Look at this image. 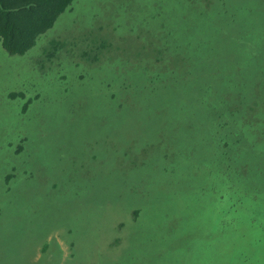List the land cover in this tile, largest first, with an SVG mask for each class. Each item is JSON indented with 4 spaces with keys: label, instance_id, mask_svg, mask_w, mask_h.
Returning a JSON list of instances; mask_svg holds the SVG:
<instances>
[{
    "label": "rangeland",
    "instance_id": "374dc122",
    "mask_svg": "<svg viewBox=\"0 0 264 264\" xmlns=\"http://www.w3.org/2000/svg\"><path fill=\"white\" fill-rule=\"evenodd\" d=\"M184 3L74 0L25 53L9 54L0 45V189L4 176L16 173L15 209L4 210L30 212L22 222L11 223L0 207V264H212L207 257L218 260L215 252L221 248L222 264H264V206L260 205L264 202L252 200L264 191L252 187L264 188V180L255 185L252 173L237 177L230 175L232 171L219 172L214 187L224 195L214 192L213 204L199 194L207 186L202 173L192 178L187 169L215 154L209 152L211 145L226 137L223 133L237 124L238 116V124L245 128L242 114L254 119L259 111L255 107L263 105L264 89L258 87L253 65L264 59V20L256 29V50H242L252 43L248 33L238 38L241 66L231 70L230 63L236 60L229 56L228 46L207 48L217 33L195 47L198 38L206 37L190 27L192 10ZM92 18L108 23L98 32L102 36L98 41L87 38L85 28ZM231 33L236 34L232 25ZM223 34L226 39V30ZM77 36L74 45L53 48L60 39L71 43ZM100 43L108 44L101 48ZM115 45V59L107 61ZM154 71L157 80L149 83ZM38 91L23 112V102ZM16 92L24 94H12ZM117 101L126 111L115 113ZM156 109H161L158 115ZM15 125L29 133L31 148L39 154L50 152L34 158L32 151L30 162L50 165L51 170L33 166L31 176L22 173V161L16 162L19 141L7 140ZM134 131L145 143L138 150L145 145L142 154L151 152L159 158L167 177L153 183L170 185L165 188L171 192L163 193L170 204L141 207L136 220L134 210L140 206L132 197L130 201L114 194L112 185L117 171L131 166L137 156ZM68 134L67 141L55 139ZM243 139L255 140V135L245 134ZM59 146L65 151H55ZM122 149L127 156H120ZM71 163L77 173L85 174L81 178L90 181L54 191L53 183L59 185L71 175L67 173ZM139 181L137 190L143 196L146 182ZM171 194L176 201L169 199ZM246 218L252 222L241 225ZM221 219L236 225L232 235L221 238ZM226 246L234 247L231 255L225 256Z\"/></svg>",
    "mask_w": 264,
    "mask_h": 264
},
{
    "label": "trees",
    "instance_id": "16d2710c",
    "mask_svg": "<svg viewBox=\"0 0 264 264\" xmlns=\"http://www.w3.org/2000/svg\"><path fill=\"white\" fill-rule=\"evenodd\" d=\"M74 0H0V45L9 53V54H23L27 50H29L33 45H35L36 39L44 33L47 29L51 28L54 22H57V17L65 12V10L70 6V4ZM184 6L188 7L192 10V19L189 23L190 27L192 29H197L201 31L202 35L206 37V40H202L201 38L197 39V42L195 44V47L197 48L202 42L211 40L215 34L217 33L218 38H215L207 43V48L211 46L212 44H215V49H218L220 47L228 46L229 48V56L231 58H234L236 61L234 63H237L236 65L234 63H230L229 69L234 70L241 66L240 57H241V51H252L257 49V36H256V29L257 26H263V22L261 20H264V0H184ZM218 16V17H217ZM116 17V16H115ZM144 21H148V18ZM106 24H108L106 22ZM103 18H92L90 21V24L85 28L87 38L92 39L93 41H98L102 36L98 35V32L103 30L104 26L106 25ZM186 25V24H185ZM231 25L235 28L236 34L232 35L231 33ZM226 30L227 38L223 39L224 34L223 31ZM246 33L249 34V36L252 39V43L250 45H246L242 50H240L237 47V41L240 36H245ZM100 36V37H99ZM77 38L73 40L71 43L63 42L62 39L60 41L54 43L53 48L56 46H61L68 48L69 46L74 45L77 42ZM111 43V41H110ZM108 44V43H107ZM106 44V45H107ZM106 45L104 43H100L98 47L105 48ZM117 46L115 45L113 47V50L111 54H109L106 57L107 61L112 62L115 58L113 57V52L117 49ZM238 52V54H236ZM236 54V56H235ZM238 57V59H236ZM94 58H97V55L94 56ZM158 59V58H157ZM62 58H59V63L61 62ZM222 58L218 61L221 62ZM100 63V62H99ZM258 66L259 70L261 71V79H264V59H259L257 63L253 65L254 67V73L255 68ZM221 66H217V68H220ZM226 67V66H225ZM63 74V73H62ZM259 77H256L257 83L260 80V74L258 72ZM66 75H61V77H65ZM157 80V72L154 71V74L149 76V83L156 82ZM261 84V83H260ZM264 85V83H262ZM135 89V88H134ZM210 86L205 87V92H209ZM264 89V86L261 88ZM13 95H23V92H16L12 93ZM40 92H36L33 97L28 98L23 102V112H26L28 106L30 103L35 100L39 96ZM114 98V97H113ZM238 104V103H237ZM120 102H116V106L112 109L116 108L117 114H120L123 111H126V109H120L119 107ZM250 104L246 101V107H250ZM239 108L241 107L244 109V107L240 106L238 104ZM255 109L259 111H255L254 115L257 113L254 119H249L248 117H245V115L242 114V119L245 120V128L241 126L240 120L241 117H237V124L234 127H231L227 132L223 133L224 137L223 139H220L218 144H212L211 149L209 152H213L215 154L213 155H206L197 161L193 162L189 165L188 174L190 177L194 178L197 177L199 172L203 175V180L207 182L206 188H201L199 191L200 195L206 196L209 199L210 203L216 204L213 200V193L219 194V196H223L222 189L214 187V178L218 175L220 172L221 174H224L228 171H232L230 175H235L237 177H242L245 175L252 176L256 180V184L258 185L261 183V180H264V101L263 105L261 104L258 107H255ZM71 111L77 110V108H71L69 109ZM161 112V109H156L155 114L158 115V113ZM26 118H29L30 114L24 113ZM230 116V114L228 113ZM257 122V123H256ZM243 124V125H244ZM247 124V125H246ZM15 132L14 135H10L7 140H16L19 141V144L17 145L16 152L19 154L18 157H16V162L22 161L23 170L22 173L25 176H31L34 173L33 163L30 162V152H34L32 156L34 158H38L39 156H48L50 154L49 151H43L39 154L38 150L33 149L29 145V133L21 130L18 128V125H15L14 127ZM134 128H141V127H134ZM55 133V132H51ZM137 133V134H135ZM133 134L136 136H132L131 138H134L137 142V148L134 150H137V156H135L134 160L131 162L132 165L127 167H123L120 171H117V175L112 179V185L114 187V194L119 193L124 196H126L130 201L131 197L135 199V202L137 205H139V208H136L134 210L137 215L134 216V220H136L140 215V209L144 206H151V207H162V201L166 202L167 204H170L171 202L167 200L164 197L163 193H171L169 188H165L166 186L170 185H164L165 183H153L155 178H163V180H166V176L163 171H161V161H159V158L153 156L151 152H146L145 154H142L141 151H146V146L143 145L140 148V145L144 143V140L142 139L143 136L141 134H138V131H134ZM245 134H254L255 140H248L243 139L245 137ZM237 136L239 138H237ZM67 137H70L68 134L67 136H64L60 138L58 135L55 137V139H58L59 141H67ZM158 138V137H157ZM226 138V139H225ZM74 137L72 138V140ZM79 139V138H78ZM126 139V138H125ZM236 139V140H235ZM159 140V139H158ZM157 140V141H158ZM135 141V142H136ZM156 141V142H157ZM245 141H247V144H245ZM155 142V143H156ZM36 144V141L33 142ZM123 144V142H120ZM145 144V143H144ZM152 144V143H151ZM173 146V145H172ZM59 148L62 151H65L62 147H57L55 151H59ZM31 149V151L29 150ZM176 152H178L177 149H175ZM125 153V156H127V152L122 149L120 151V156ZM57 156V155H55ZM54 156V157H55ZM229 158L232 159V162H229ZM244 158L245 160L239 161L238 159ZM61 159V156H60ZM37 160V159H36ZM123 161V158H121V162ZM35 170L42 169L44 167H50V165H36L34 166ZM222 167V169H221ZM13 169H16L15 166H12ZM220 168V169H219ZM122 171V172H121ZM67 173H70L71 175L66 179L63 180L61 183L59 182V185L57 183H53L54 191H58L62 189L65 185L68 184H74L75 188L76 185H79L81 182H89L90 178L88 177H80L85 174L77 173L76 169L74 168V165L71 163V165L67 168ZM135 175H137V179H135ZM215 175V176H214ZM222 176V175H220ZM19 176L16 175V173H7L4 176V179L1 181V189H0V207H2L3 215L5 214L6 217L11 218L12 222H22L23 219L27 218L28 216H25V214H29L30 212H14L9 211L5 212L4 207H9L11 209H15V203L14 198H12V194H14V187L15 183L14 181H17ZM144 178L146 182V189L143 188L141 191H143L144 195L140 196L139 191L137 190L139 180ZM180 178V177H179ZM178 181H181V178ZM159 182V181H158ZM151 184H156L151 186ZM148 186L152 187L150 190L148 189ZM123 192H121V189ZM249 188V187H248ZM252 188L257 189V191H260L264 188L253 186ZM241 190L243 189L240 188ZM191 191L195 192V187H191ZM72 193H76V189L72 191ZM264 194V191L260 192L259 199L254 197L252 200L257 201L260 203L264 202V199H261L262 195ZM122 195L115 196V199L122 198ZM172 201H176L177 197L173 194H171ZM163 197V199L161 197ZM50 198V197H49ZM245 199V198H243ZM246 200V199H245ZM193 201L195 202V199L193 198ZM238 201H243L238 200ZM150 202V203H149ZM201 205V204H200ZM264 206L263 204H260ZM148 210H152L155 208H147ZM208 216H213V214L205 210ZM203 212V211H202ZM247 220H243L241 225H246L250 222L248 218ZM22 220V221H21ZM218 223V221H216ZM239 227V226H238ZM218 233H221V238H224L226 236H230L233 234L234 230L236 229V225L233 224L231 220H220L218 223ZM200 241V240H199ZM54 246V250H56V244L51 239L49 241ZM229 246H226L225 248H228ZM234 247L230 246L228 249H226L225 256L231 255L234 251ZM225 252V251H224ZM218 256H215L216 259H212L211 255L207 258L211 259L212 264H222L221 261V254H222V248L220 251L215 252ZM46 255V252L44 251L43 257Z\"/></svg>",
    "mask_w": 264,
    "mask_h": 264
},
{
    "label": "flooded vegetation",
    "instance_id": "af4514ba",
    "mask_svg": "<svg viewBox=\"0 0 264 264\" xmlns=\"http://www.w3.org/2000/svg\"><path fill=\"white\" fill-rule=\"evenodd\" d=\"M255 70L257 71V72H259V74H260V80H259V82L257 83L258 84V87L261 89L264 85H262V83H264V79H261L262 78V76H261V71L260 70H258V67L256 66V68H255ZM261 83V84H260ZM209 128V127H208Z\"/></svg>",
    "mask_w": 264,
    "mask_h": 264
},
{
    "label": "clouds",
    "instance_id": "9594fccd",
    "mask_svg": "<svg viewBox=\"0 0 264 264\" xmlns=\"http://www.w3.org/2000/svg\"><path fill=\"white\" fill-rule=\"evenodd\" d=\"M63 174H65V172H64ZM246 199H247V198H246Z\"/></svg>",
    "mask_w": 264,
    "mask_h": 264
},
{
    "label": "bare ground",
    "instance_id": "6f19581e",
    "mask_svg": "<svg viewBox=\"0 0 264 264\" xmlns=\"http://www.w3.org/2000/svg\"><path fill=\"white\" fill-rule=\"evenodd\" d=\"M258 67V66H257ZM258 70H259V68H258Z\"/></svg>",
    "mask_w": 264,
    "mask_h": 264
}]
</instances>
